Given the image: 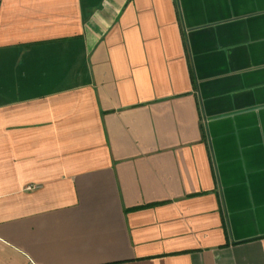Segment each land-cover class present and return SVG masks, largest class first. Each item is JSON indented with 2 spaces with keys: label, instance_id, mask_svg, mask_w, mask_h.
Returning <instances> with one entry per match:
<instances>
[{
  "label": "crops",
  "instance_id": "1",
  "mask_svg": "<svg viewBox=\"0 0 264 264\" xmlns=\"http://www.w3.org/2000/svg\"><path fill=\"white\" fill-rule=\"evenodd\" d=\"M0 264H264V0H0Z\"/></svg>",
  "mask_w": 264,
  "mask_h": 264
}]
</instances>
